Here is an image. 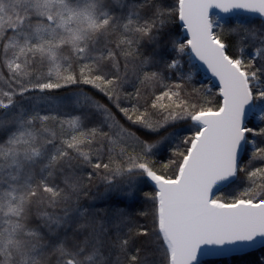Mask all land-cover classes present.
<instances>
[{
  "label": "snow or ice",
  "instance_id": "snow-or-ice-1",
  "mask_svg": "<svg viewBox=\"0 0 264 264\" xmlns=\"http://www.w3.org/2000/svg\"><path fill=\"white\" fill-rule=\"evenodd\" d=\"M201 68L218 83L196 87ZM254 115L264 0H0V264H202L264 245ZM144 185L151 229L123 206Z\"/></svg>",
  "mask_w": 264,
  "mask_h": 264
},
{
  "label": "trees",
  "instance_id": "trees-1",
  "mask_svg": "<svg viewBox=\"0 0 264 264\" xmlns=\"http://www.w3.org/2000/svg\"><path fill=\"white\" fill-rule=\"evenodd\" d=\"M235 18L234 17H228L226 19H224V23L227 27H231L234 26L235 24ZM182 31V30H181ZM226 42L229 44V54L235 56L236 54H238L239 51V46L237 45V40L238 37L236 36H226L225 37ZM254 52V47L249 46L246 51H245V55L244 58L247 61L248 58H250L251 54ZM185 67H187L185 65ZM194 81H195V86L196 87H201L202 85L205 84H209V80L203 78L202 74L199 72L198 74L194 73ZM80 87L83 88L84 91L86 92H90V86L87 85H81ZM209 87H211V94L209 95L208 98L213 99L214 101H219V96H218V92L217 89L212 87L211 85H209ZM77 86H69L65 89L62 90H58L56 92H54V95H58V96H62L65 93H71L74 91H77ZM130 90V89H129ZM91 94V92H90ZM97 99H100V97H97ZM115 111V109H114ZM118 118L119 115H118ZM251 121V119H250ZM250 127H264V124H259V123H252V121L249 123ZM178 127H180L178 125ZM186 134V133H184ZM251 136V135H250ZM255 139L257 140V142L260 141V137H255ZM264 146V145H262ZM163 155L165 156V158L167 157V153H163ZM251 155V149H248V152L246 154L243 155V161L242 162H246L248 157ZM255 166H259L258 164ZM251 170V169H250ZM153 189L151 188L150 185H144L141 187V190L136 192L135 195H131L128 196L126 198H124L123 200V206L126 208V210L128 212L131 213L132 217L134 218L135 222L141 226H146L149 229H151L152 227V204L150 201H146L144 196H143V192L144 191H152ZM100 193H104V188L101 186L99 188V192H97V190L94 188L92 189V196L93 197H99ZM119 197H113V201L118 202L119 201ZM89 203H94L96 205V207H106L107 205L104 203V201L102 199H90L88 201ZM109 203H112V201H110ZM141 212H145L148 215L147 216H140L139 213ZM141 239H143V237H141ZM264 257V246L260 247L258 249L243 253V254H238V255H231V256H227V257H222V258H208L202 261V264H256L257 260Z\"/></svg>",
  "mask_w": 264,
  "mask_h": 264
},
{
  "label": "water",
  "instance_id": "water-1",
  "mask_svg": "<svg viewBox=\"0 0 264 264\" xmlns=\"http://www.w3.org/2000/svg\"><path fill=\"white\" fill-rule=\"evenodd\" d=\"M213 16H215V15H220L223 19H226V18H228V17H233V16H230V15H228V16H226L225 14H223V13H219V10H213ZM199 72L202 74V76H203V78H205V79H207V80H210V79H212V82H213V84H216V83H218V81H215L214 80V78H211V76H210V73H207L203 68H201L200 70H199ZM214 88H216V87H214ZM217 89V91H218V88H216ZM220 98V97H219ZM250 118L251 117H249V120H250ZM244 155V154H243ZM264 245H257V247L255 248V249H258V248H260V247H263ZM255 249H252V250H255ZM252 250H250V251H252ZM246 253V252H245ZM238 254H243V253H236V254H231V255H238ZM231 255H228V256H231ZM222 257H227V256H201L200 257V260H201V262L203 261V260H205V259H208V258H222Z\"/></svg>",
  "mask_w": 264,
  "mask_h": 264
},
{
  "label": "rangeland",
  "instance_id": "rangeland-1",
  "mask_svg": "<svg viewBox=\"0 0 264 264\" xmlns=\"http://www.w3.org/2000/svg\"><path fill=\"white\" fill-rule=\"evenodd\" d=\"M224 20V19H223ZM258 115V114H257ZM251 121H252V123H258V121H257V118H256V116L254 115V116H252L251 117ZM252 137L250 136V139H251ZM250 148V147H249ZM251 149V148H250Z\"/></svg>",
  "mask_w": 264,
  "mask_h": 264
}]
</instances>
